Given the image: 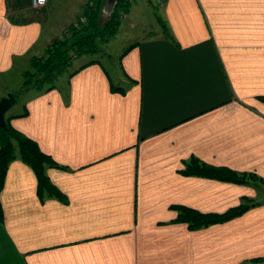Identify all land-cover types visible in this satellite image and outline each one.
<instances>
[{"label": "crops", "instance_id": "0c3cea01", "mask_svg": "<svg viewBox=\"0 0 264 264\" xmlns=\"http://www.w3.org/2000/svg\"><path fill=\"white\" fill-rule=\"evenodd\" d=\"M155 5L166 29L124 47L118 76L94 58L11 119L61 165L46 174L66 200H40L33 170L13 160L0 190V264L264 259V0ZM11 10L0 0V72L43 33L37 18ZM193 158L257 178L182 173ZM244 197L245 212L196 230L172 208L222 214Z\"/></svg>", "mask_w": 264, "mask_h": 264}, {"label": "trees", "instance_id": "16d2710c", "mask_svg": "<svg viewBox=\"0 0 264 264\" xmlns=\"http://www.w3.org/2000/svg\"><path fill=\"white\" fill-rule=\"evenodd\" d=\"M104 2L105 0H95L94 5L85 4L82 11L86 17L85 24L82 26L70 24L60 37L51 39L42 55L30 58L29 68L20 73L22 81L19 89L32 88L36 92H46L55 88L57 82L56 76L65 73L70 66L71 57L69 51L74 52L75 56L78 57L95 55L96 53H100L99 47L101 43L109 42L115 38L122 21L119 10L121 7H124V12L127 13L134 0H117L106 20L100 22ZM148 2L151 3L150 0ZM8 4L12 6V0H8ZM159 21L161 27L165 30L166 24L160 17ZM129 48L130 46L124 48L121 55L125 54ZM95 61L92 58L86 64ZM79 68H73L68 73V76L74 74ZM114 88L118 89L120 87L117 85ZM20 91L17 89L7 94L13 104L20 97ZM259 98L264 101V96ZM25 115H27L26 108L13 117ZM6 123V129L0 128V190L3 187L9 164L13 160L19 159L33 170L36 177V193L40 200H44L46 197H55L65 201L64 195L52 184L46 174L47 167L62 168L61 165L56 163L50 155L42 151L36 140L14 128L8 118H6ZM182 173L202 175L237 184H247L251 179L254 181V178H257L253 173H239L228 167L210 166L194 158L184 163ZM251 205L248 198L244 197L242 202L236 207H232L222 214L213 215L202 214L187 207L174 206L172 208L177 212L176 221L185 222L189 229L196 230L210 224L228 221L245 212ZM2 220L3 214L0 207V221Z\"/></svg>", "mask_w": 264, "mask_h": 264}, {"label": "rangeland", "instance_id": "374dc122", "mask_svg": "<svg viewBox=\"0 0 264 264\" xmlns=\"http://www.w3.org/2000/svg\"><path fill=\"white\" fill-rule=\"evenodd\" d=\"M95 0H47L42 6H33L31 0H12L11 14L15 17L17 14H22L28 18H37L41 21L43 33L38 40L36 46L31 49L26 55L19 57L6 72H0V97L7 96L9 92H14L20 87L22 81L21 72L29 68V61L32 56H40L44 53L46 45L54 37H60L64 30L70 25L82 26L86 22V17L82 11L85 4L94 5ZM134 0L131 3V8L127 13L124 7L120 8L122 18L121 25L115 38L109 42L100 44L99 52L95 55L75 56L74 52L69 51L71 57L70 66L65 73L56 76L57 83L64 80L66 75L73 70L77 65H81L92 58H98L100 63L115 76L120 74V59L119 55L122 49L130 43L140 40L145 34L150 31L159 30L161 23L159 17L163 16V10L155 7L158 0ZM155 5V6H153ZM107 18L104 13L100 16V22ZM150 30V31H149ZM110 59V60H109ZM113 67H111V65ZM116 78V77H115ZM120 86V85H118ZM36 91L32 88H26L20 91V97L12 103V106L7 110L5 119L9 122L14 115L22 111L25 99ZM10 98V97H9ZM260 194L256 200H264V184L260 186ZM249 200V199H248ZM243 264H264V259H254Z\"/></svg>", "mask_w": 264, "mask_h": 264}, {"label": "water", "instance_id": "95a60500", "mask_svg": "<svg viewBox=\"0 0 264 264\" xmlns=\"http://www.w3.org/2000/svg\"><path fill=\"white\" fill-rule=\"evenodd\" d=\"M116 1L117 0H105L102 6V11L104 15L108 16L112 12L116 4ZM11 106H12V101L8 96L0 97V128H4V129L7 128L5 114Z\"/></svg>", "mask_w": 264, "mask_h": 264}, {"label": "built area", "instance_id": "2783aa9c", "mask_svg": "<svg viewBox=\"0 0 264 264\" xmlns=\"http://www.w3.org/2000/svg\"><path fill=\"white\" fill-rule=\"evenodd\" d=\"M47 0H31L33 6H42L46 3Z\"/></svg>", "mask_w": 264, "mask_h": 264}]
</instances>
